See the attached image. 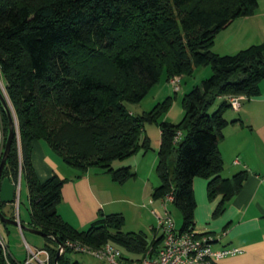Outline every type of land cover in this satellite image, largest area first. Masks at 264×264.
<instances>
[{
  "label": "trees",
  "instance_id": "16d2710c",
  "mask_svg": "<svg viewBox=\"0 0 264 264\" xmlns=\"http://www.w3.org/2000/svg\"><path fill=\"white\" fill-rule=\"evenodd\" d=\"M257 8L258 0H0V78L18 123L2 179L17 181L21 161L31 225L64 242L98 247L111 241L138 255L128 260L156 251L162 237L149 242L143 233L125 232L122 213H102L83 230L63 220L57 206L67 179L58 174L39 179L33 143L46 141L80 174L96 168L123 183L135 172L113 162L150 147L144 124L157 121L173 98L142 114L132 113L127 104L141 102L164 74L168 79L189 76L208 64L211 76L182 96V120L159 123L160 184L152 197L172 191L183 218L179 230L192 231L197 205L193 181L201 176L209 179L210 199L223 194L214 215L222 213L225 202L241 189L245 172L222 177L220 140L231 123L225 116L231 105L225 99L210 109L220 96L260 94L264 41L234 54H218L212 46L231 21L253 15ZM0 112L7 139L9 117L1 101ZM179 130L183 137L175 143ZM46 238L44 248L54 261L58 244ZM71 251L67 247L59 264H83L70 259ZM0 264H5L1 248Z\"/></svg>",
  "mask_w": 264,
  "mask_h": 264
},
{
  "label": "crops",
  "instance_id": "0c3cea01",
  "mask_svg": "<svg viewBox=\"0 0 264 264\" xmlns=\"http://www.w3.org/2000/svg\"><path fill=\"white\" fill-rule=\"evenodd\" d=\"M229 28H232V31ZM227 30L231 33H225ZM223 33L229 37L227 46L220 48L216 43ZM248 41L250 44L264 41V0H258L256 13L234 19L217 34L214 52L234 53L246 47ZM204 71L207 73V69ZM185 78L188 77L181 76L180 82L183 83ZM161 80L153 88L155 95L151 105L168 97L173 98L174 104L172 103L173 106L171 105L164 119L178 123L177 119L182 111V104L180 107L178 98L191 89L192 82L196 85L197 80L185 81V85H181L178 92L172 90L167 75ZM131 111L136 114L133 109ZM225 116L231 123L224 129V136L220 140V151L224 159L221 175L223 178H231L244 171L245 179L241 189L225 202L224 211L215 216V209L222 201L223 194L210 199L209 179L195 177L193 187L197 205L194 230L199 234L213 235V245L216 249L230 247L242 249L241 253L226 257L218 264H264V78L260 82L258 96L245 99L241 107L234 111V115ZM150 127L151 129L144 130L143 137L147 136L152 145L154 140L161 143L160 127L155 125ZM32 163L42 181L53 174L67 179L62 187V199L57 210L63 220L73 227L83 230L102 213H122L126 221L130 220L137 227L129 230L130 232H137L136 229H140L139 233L145 234L149 242L162 237V230L156 222L155 213L158 211L154 213L153 209V207L159 209L155 206L158 200L152 197L160 182L151 179L152 167L146 170L142 161H136L134 167L131 162L124 164L121 161L116 164L114 166L116 168L130 166L135 172L133 177L119 183L109 173L96 168L80 174L78 169L65 163L50 144L44 140H36L33 143ZM25 189L28 193H24V199L29 205L27 180ZM21 196L19 193V200ZM15 204V202L5 204L3 211L6 217L33 227L29 206L27 213L23 214L20 210L16 214ZM0 230L8 242L13 262H23L27 258V245L37 247V244L42 242L35 233L20 226L8 223L1 225L0 222ZM149 232L152 235L151 239L148 236Z\"/></svg>",
  "mask_w": 264,
  "mask_h": 264
},
{
  "label": "built area",
  "instance_id": "2783aa9c",
  "mask_svg": "<svg viewBox=\"0 0 264 264\" xmlns=\"http://www.w3.org/2000/svg\"><path fill=\"white\" fill-rule=\"evenodd\" d=\"M181 76L176 75L169 79L175 92L181 88ZM1 82V81H0ZM227 99L231 107L238 110L242 102L247 99L246 95L235 94L227 95ZM18 131V125H17ZM183 137V132L179 130L175 136V143H178ZM6 136L0 116V162L6 145ZM19 147L21 148L20 141ZM21 158V151H20ZM19 176L14 181L16 186V194L14 202L18 205L19 191L21 185V161ZM163 212H156L158 226L162 230V241L156 251L149 250V253L138 260H128L123 250L117 244L108 241L105 244L94 247L79 240L66 241V247L76 252H85L104 260L107 264H218V262L226 257L234 256L242 252L241 248H214V236L211 234H199L192 231H180L176 227V223L168 209V202H173L174 194L172 191L162 198ZM0 248L5 257V264H55L52 254L47 248H33L27 245L28 255L23 262H13L10 258L8 242L2 235L0 230Z\"/></svg>",
  "mask_w": 264,
  "mask_h": 264
},
{
  "label": "rangeland",
  "instance_id": "374dc122",
  "mask_svg": "<svg viewBox=\"0 0 264 264\" xmlns=\"http://www.w3.org/2000/svg\"><path fill=\"white\" fill-rule=\"evenodd\" d=\"M257 10H258V8H257ZM229 29L231 30L232 28H229ZM230 30H227L225 33H231L232 30L231 31ZM225 33L221 34L219 36L218 40H217L216 45L218 47H220V48H223V46H227V40H228V37L229 36H227V34H225ZM248 42L249 43H248V45H246V47L252 45V44H250V41H248ZM258 43H261V42H257V43H253V44H258ZM214 48H215V46L213 45L212 46L213 51H214ZM238 51H239V49H238ZM236 52L237 51H235L234 53H236ZM234 53H230V54H234ZM225 54H227V53H225ZM204 69H207V73H206V71H204ZM211 74H212V67H211L210 64H208V65H202V66H197V67L194 68V72L192 73V75H189V76L188 75H184V76H186L188 78L187 79L185 78L186 80H184L183 83L181 82V85H183L185 83V81H188V80L194 81L195 79L197 80V84H201L203 82V80L209 78V76H211ZM165 75L166 74H164L162 76V78ZM0 81H1V85H2V87L4 89V92L6 93L5 88H4V84H3L2 80H1V78H0ZM160 81H162V80H160ZM168 83L170 84L169 81H168ZM193 86H195V85H193V82H192L191 88ZM171 88L174 91L172 85H171ZM154 93H155V90L152 89L148 93V95L141 102H139V103H128L127 104L128 108L131 109V110L133 109L136 112V114H142L144 112L151 111L156 106V104L158 103V101H157L156 103H154L153 105H151V100L153 99V96L155 95ZM6 96L8 98V101H9L12 109H13V112L15 114V110L13 108V105H12V103H11V101H10L9 96L7 95V93H6ZM178 96H180V93H179ZM181 99H182V97L178 98L179 106L180 107H181ZM247 99H249V97ZM164 100H162V101H164ZM223 100H225V98H223V97L220 96L217 99V101L214 103V105H212V107H211L210 110L211 111L215 110L221 104V102ZM162 101H160V102H162ZM173 104H174V101H173ZM234 111H237V110H235L232 107H230L227 110L226 115L232 116V115H234ZM167 112H165L164 114L160 115V117L158 118L157 121H153V122L148 121V122H145V124H144L145 125V129L146 130H149V128L151 129L150 125L159 126V123L161 121H165L164 117L167 114ZM0 116H1V112H0ZM183 116H184V109L182 108L181 115L177 119L178 120L177 121L178 123L182 120ZM1 118H2V116H1ZM3 127H4V125H3ZM19 141L20 140H19V137H18V151L20 153L21 148L19 147ZM141 141H142V144H143L144 140L142 139ZM156 144H157V147H156ZM20 145H21V142H20ZM160 145H161V143L159 141L156 142L154 140L153 145L150 143V147H148V148L140 147L131 156H129L127 158H124V159H121V160H115L113 162V166H116V164H118V163H120L122 161V162H124V164L131 162L132 166L134 167L135 164H136V161L137 162L142 161V163L145 166L146 170H150V168L152 167V176H151V179H153L154 182H157V181L160 182V178H159L158 173H157V164H158V161H159V153L158 152H159V149H160ZM155 158H156V161H155ZM91 169H95V168H91ZM22 177H23V179L21 180L22 181V185H21L20 191H19V193H21L22 196H21V199L18 202V205L15 204V213L16 214H18L20 212V210L23 212V214L25 212L27 213L28 212V206H29L25 202V199H24V193H28V191L25 192L26 191V189H25L26 188V178H25L24 175H22ZM157 200H156L157 203H156L155 206H158L160 210L157 209V207H153L154 213L156 211H158V212L161 213V212H163V201H162L161 198L160 199H157ZM168 209H169V211H170V213H171V215H172V217H173V219H174V221L176 223V227L179 229L182 226V223H183L182 214H181L179 208L177 206H175V204L171 201V202H168ZM156 217H157V215H156ZM156 222L158 224V219H156ZM3 224L4 223L1 222V225H3ZM133 228H137V227H135V225L130 220H127L126 221V218H125V224H124L123 230L125 232H130V231H132L131 229H133ZM136 230H137L136 233H139L140 232L139 231L140 229H136ZM35 235L37 237H39L42 242L39 243V244H37V247H33V246L32 247L33 248H44L45 245L48 244V239L46 238V236H42V235H38V234H35ZM148 236H149V239L152 238L151 232L148 233ZM51 245H53V244L51 243ZM122 250H123V253L126 256H128V257L135 258V257L138 256L135 253H133L131 251H128V250H126L124 248H122ZM148 251H149V249H148ZM67 255L70 257V259L72 261H79V262H81L83 264H107L104 260L98 259L95 256H93V255H91L89 253H85V252L71 251V252H68Z\"/></svg>",
  "mask_w": 264,
  "mask_h": 264
},
{
  "label": "water",
  "instance_id": "95a60500",
  "mask_svg": "<svg viewBox=\"0 0 264 264\" xmlns=\"http://www.w3.org/2000/svg\"><path fill=\"white\" fill-rule=\"evenodd\" d=\"M0 101L3 104L4 109L9 117V130L7 134L5 149L0 162V222L12 224L15 226H20L22 229L31 231L38 235L52 237L55 240V242L58 244V250L54 258V263L59 264V260L61 256L66 253V249H67L66 243L64 241H61L59 238L47 234L46 232H44L39 228L31 227L29 225H26L25 223H19L17 219H11L9 217H6V215L2 211L1 203H5V204L13 203L16 194V186L14 180L11 177H5L2 179V175L11 151L13 139L17 132L18 123L15 118L13 109L6 96V93L4 92V89L1 85V82H0Z\"/></svg>",
  "mask_w": 264,
  "mask_h": 264
}]
</instances>
